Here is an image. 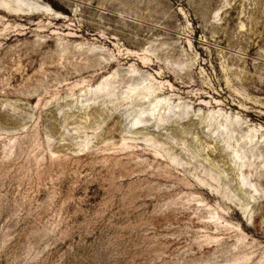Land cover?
Instances as JSON below:
<instances>
[{
  "label": "rangeland",
  "instance_id": "rangeland-1",
  "mask_svg": "<svg viewBox=\"0 0 264 264\" xmlns=\"http://www.w3.org/2000/svg\"><path fill=\"white\" fill-rule=\"evenodd\" d=\"M34 1L0 11V264H264V0Z\"/></svg>",
  "mask_w": 264,
  "mask_h": 264
},
{
  "label": "bare ground",
  "instance_id": "bare-ground-1",
  "mask_svg": "<svg viewBox=\"0 0 264 264\" xmlns=\"http://www.w3.org/2000/svg\"><path fill=\"white\" fill-rule=\"evenodd\" d=\"M0 11L1 12H5V13H9V14H22V15H25V14H28V13H38V12H41V13H44V14H48V9L43 7L42 5H39L36 1L34 0H0ZM56 18H59L58 15L55 16ZM114 73V72H113ZM112 74V73H111ZM114 78V77H113ZM110 79L109 78H105L103 79L99 84H97L95 87L92 88V92L94 93H104L105 95H109L111 94L112 95V89L110 88V83H109ZM130 86V85H129ZM115 87V86H114ZM114 89V88H113ZM147 91V90H146ZM124 94V93H123ZM146 94V93H145ZM93 97V96H92ZM179 106V105H177ZM168 110V109H167ZM169 113V112H167ZM177 113V112H176ZM178 114V113H177ZM149 116V115H148ZM160 116V115H159ZM178 117V116H177ZM145 118V117H144ZM147 118V117H146ZM157 118V117H156ZM139 119L140 117H137L135 116V118L133 119V121L130 123L131 126H134L136 125L137 123H139ZM146 120V119H145ZM144 120V121H145ZM158 121V120H157ZM166 121V119H165ZM147 122V121H146ZM167 122V121H166ZM230 122V121H229ZM228 122V123H229ZM141 123V122H140ZM161 123V122H160ZM226 124V123H225ZM232 124V123H231ZM155 125V123H154ZM227 125V124H226ZM225 125V126H226ZM223 126V127H225ZM228 126V125H227ZM226 126V127H227ZM225 127V128H226ZM220 129V128H219ZM224 130V129H223ZM227 130V129H226ZM231 130V129H230ZM235 130V129H234ZM233 131V129H232ZM220 132V131H218ZM226 132V131H225ZM224 132V133H225ZM221 133V132H220ZM223 133V132H222ZM227 133H229L227 131ZM249 134V133H248ZM229 137V136H227ZM249 137V135H248ZM228 140V139H227ZM249 140V138H248ZM252 142V141H251ZM246 143V142H245ZM249 143V142H247ZM238 146V145H236ZM236 150V149H235ZM237 151V150H236ZM243 152V151H242ZM245 152V151H244ZM236 159H239V161L242 162V157L240 155H235ZM238 161V162H239ZM248 162V160H247ZM246 162V165L248 164ZM243 163V162H242ZM251 164V163H250ZM244 166V165H243ZM243 168V167H242ZM242 176L243 173H242ZM246 176V175H245ZM244 176V177H245ZM246 179V178H245ZM241 182L244 183V179L242 178L241 179ZM248 182V181H247ZM246 183V182H245ZM250 184V183H249ZM243 185H246V184H243ZM251 186V185H250ZM244 211V210H243Z\"/></svg>",
  "mask_w": 264,
  "mask_h": 264
}]
</instances>
